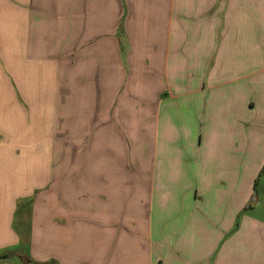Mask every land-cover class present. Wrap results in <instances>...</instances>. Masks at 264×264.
Instances as JSON below:
<instances>
[{
  "label": "crops",
  "instance_id": "crops-1",
  "mask_svg": "<svg viewBox=\"0 0 264 264\" xmlns=\"http://www.w3.org/2000/svg\"><path fill=\"white\" fill-rule=\"evenodd\" d=\"M263 170L264 0H0V264H264Z\"/></svg>",
  "mask_w": 264,
  "mask_h": 264
},
{
  "label": "rangeland",
  "instance_id": "rangeland-1",
  "mask_svg": "<svg viewBox=\"0 0 264 264\" xmlns=\"http://www.w3.org/2000/svg\"><path fill=\"white\" fill-rule=\"evenodd\" d=\"M5 74H6V77H7V82L12 84L13 80L15 78L14 73H12L10 71H7ZM76 77H78V75ZM73 78L75 79V77H73ZM37 82H39L38 81V76H37ZM30 83L28 82V85ZM76 83L77 82L74 81L72 84H68V85L65 84V86L69 88L70 93L72 94V96L77 94V91H76V88H75ZM10 88L11 87L9 85L7 87L8 91L12 90L14 95H15V97L19 99L20 98V92L18 90L16 91V90L10 89ZM54 92H56V89H54ZM19 101H20V99H19ZM23 108H25V110L27 112H30L28 106L23 105ZM73 121H74L73 122V126L76 128L75 134L72 135L71 133H67L66 135H61L63 140L60 141V142H63V148H65V146L67 147V149H66L67 153L66 154L62 153V156H65V157H63L62 160L70 161L71 158L75 156V154H76L75 151L79 150V148L81 147V145L83 143L87 144L89 141H91L90 144H89V147H87V152L83 155V159L89 160L90 158L88 156V151L92 147L94 138H93L92 134L88 138L84 136L86 134L85 133V127H84L83 122L81 120H73ZM99 121L100 122L98 124V127L99 126H105V124L107 122L106 120H102V119H99ZM52 123H56V122L54 121ZM89 123H91V127H97V118L93 119ZM87 124H88V122H87ZM116 125H117V128L114 127ZM128 125H129V123H128ZM126 127H127V124L125 122H117V123L113 122L112 124H109L108 131L110 130V132L113 135L112 141H110V143H105L106 139H105V137L103 135L99 139H97V145H98L97 154H93L92 155V159H97L98 162L99 161H104L106 159L113 160L115 155H116L114 153V151H118L119 150V148L115 147V145L117 144V141L120 143V145H121L120 149L123 150V151H125L126 148L129 149L130 146L136 147L138 145V143L141 142V140H142V131L141 130H142L143 126H139L138 127L139 131H140V135H139V137L137 139L131 138V137H129L127 135V132L125 130ZM81 128H82V130H84L83 132H81V130H80ZM112 128H113V130H112ZM62 133H63L62 130H60L59 134H62ZM106 150H109V151L105 152ZM100 151H104V152H100ZM117 159L121 160L122 162L127 161V157L124 154H122V156L119 155L117 157ZM128 159H130V158H128ZM135 160H136V158H135ZM57 167H58V165H55V170H53V171L58 170ZM64 171L67 172L69 170H63V172ZM81 171H82L81 169L78 170V172H81ZM89 171H92V170H89ZM261 176H262V178H264L263 177L264 176V172L259 173V177L258 178H260ZM87 178L91 179L92 177L91 176H87ZM258 208H259V210L260 209L264 210V196H263V200L259 204ZM29 213H31V209H30ZM24 215H25L24 213H22L20 215V212H19V215L15 217V222H14V229H15V231H17V233L19 234L20 237L22 236V231L24 230V228H28V231H29L30 221H29V219L25 221ZM10 251H15L17 253L21 251V252H23L22 256H24L25 254L29 253L28 252L29 249L26 248V246L22 247V246H17V245H16L15 248H12V250H10ZM16 260L21 262L19 259H16Z\"/></svg>",
  "mask_w": 264,
  "mask_h": 264
},
{
  "label": "trees",
  "instance_id": "trees-1",
  "mask_svg": "<svg viewBox=\"0 0 264 264\" xmlns=\"http://www.w3.org/2000/svg\"><path fill=\"white\" fill-rule=\"evenodd\" d=\"M264 172V170H263ZM257 202V193L256 191L252 194L250 200L247 203V207H252L256 204ZM11 254H13V252L11 251H5L3 253H0V259H4V258H9L11 256ZM28 264H34V262L32 260H30L29 258L27 259Z\"/></svg>",
  "mask_w": 264,
  "mask_h": 264
}]
</instances>
